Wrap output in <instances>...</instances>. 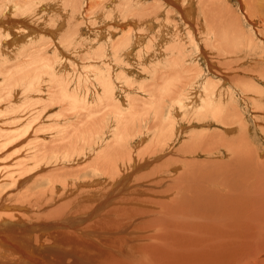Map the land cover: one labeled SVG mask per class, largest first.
Wrapping results in <instances>:
<instances>
[{
  "label": "rangeland",
  "instance_id": "rangeland-1",
  "mask_svg": "<svg viewBox=\"0 0 264 264\" xmlns=\"http://www.w3.org/2000/svg\"><path fill=\"white\" fill-rule=\"evenodd\" d=\"M162 1L119 0L118 12L121 17L122 14L129 16L127 10L134 11L135 14H131L129 20L121 19L122 22L120 21L121 23L114 28L103 24V20L95 19L99 6L90 8L91 5H96L95 2L88 3V0H81L80 18L71 24L73 27L70 26L71 35L73 36L74 33L79 39L75 37L76 41L73 40L71 45L66 41L71 36L70 33L69 36L67 35L69 31L64 28L58 32V27L54 28L56 21L54 18L50 19L52 13H47L46 18L42 17L44 13L42 10L38 15L27 13L25 16L17 14L7 17L18 22L22 21L23 24L19 25L17 30H13V35L16 34L13 38H16V41L12 40L11 43L15 42L16 45L2 44L7 55H10L6 58L11 61L6 63L11 64L10 66L4 64V67L11 75L12 70L15 71L10 85L14 91L11 92L16 97L6 98L7 93L2 88L6 89L7 86L5 74L0 71V83L4 84L2 90L0 89L2 91L0 94V215H9L1 208L2 204L18 205L15 209L11 208L10 212L17 214L19 220L24 222V227L28 225L31 232L24 230L18 233V230H14L13 223L11 227L13 232L6 231L2 236L12 237L18 233L20 241L24 240L23 242L28 245H36L37 239L46 242L49 246L56 245L55 248L42 251L48 264H264V0H194L196 17L194 19L187 17L189 23L193 25L192 30L185 27L179 17L172 18V22L171 5L167 0ZM179 5L182 6V3ZM245 17L257 27L252 26ZM7 18L3 17L1 20L8 21ZM148 21L155 25L154 31L149 29ZM164 22L167 23L166 31L170 32L162 34ZM171 22L174 27L172 33ZM214 22L223 24L220 33L217 29H211ZM200 23L205 26V30ZM258 29L260 34L257 32ZM103 30L119 34L112 38V41L108 40L110 35L101 36L102 39L98 38L107 33ZM22 32L27 36L21 35L22 38L19 40L18 34ZM136 33L143 37L141 45L133 50L135 54L130 56V62L128 59L125 60L128 65L124 63L123 66H116L121 60L115 52L126 48L128 53L134 44ZM129 34H133L132 38ZM47 37L52 38V41ZM236 39L239 42L243 41L242 47L239 45L240 48L235 50L236 55L229 57V53H232L234 48L227 47L225 43ZM19 41L21 44L18 45ZM108 41H110L109 46L115 48L114 52L104 56L94 52L92 55L95 51L92 50L94 47L102 48ZM91 42L95 46L90 44ZM41 47L44 48L42 56L48 61L50 59L51 64L54 65L59 60L61 72L58 75L64 77L59 79L57 75V79L56 77L53 79L51 72L48 71L42 79L35 70H31L32 74L30 73L29 78L35 77V73L38 74L34 82L37 89H40L37 94L52 97L50 100L42 96L46 110H41L40 104H36V108L31 107L30 92L26 86V90L23 87L29 78L26 80V77H23V79L21 76L25 75L18 73L23 67H28V64L25 63L26 66L24 64L26 56L38 49L42 50ZM28 50L31 52L29 53ZM56 50L62 53L60 57L58 56V60L55 58L60 52ZM20 52L21 54L25 52V57L24 54L20 56ZM60 59L67 61L66 67L60 66ZM93 66L98 70L104 69L107 77L111 78L115 90L112 98L107 97L109 102L103 105L98 101L102 87L91 75L92 71H96ZM89 72L92 78H89ZM82 74L88 78L86 80L85 77L81 78L84 76ZM17 76L22 78V82L18 81L20 79ZM78 76L80 78H77ZM62 78L64 85L61 84ZM66 78H70L69 81ZM222 81H226L223 86L225 91H229V99L214 101L211 112L198 119L195 118L193 125H186L185 120L188 123L193 119L192 115L195 113L193 110L204 93L217 90L218 84ZM238 82L241 83L239 87H237ZM56 84L58 86H55ZM47 85L51 88L45 87ZM242 87L252 90V93L247 97L243 96L242 94L247 92L242 90ZM80 90L84 92V96ZM65 91L72 94L66 93L63 96ZM150 92L156 97L162 92L168 98L157 107L159 111L157 114L154 110L155 98L149 95ZM73 98L78 99L77 102L74 100L76 103L73 102ZM87 98L91 106L85 103ZM13 99L15 103L12 102ZM4 100L6 103H3ZM81 101L86 105L79 103ZM98 105L102 108L108 107L101 110L100 106L98 109ZM220 106L224 109H219ZM87 107L92 112L98 110L94 114L88 112ZM71 108L74 111H70ZM228 108L230 112L229 110L227 112ZM218 109L222 113L216 112ZM25 111L26 115L23 113ZM87 113L91 115L90 118ZM218 114L237 119L233 125L239 130L226 133ZM127 115L129 117H125ZM38 119L40 126L36 128L18 126L23 120L25 123L27 120H33L35 122L31 125L33 127L38 123L36 121ZM8 122L18 123L14 131H12L13 127L6 126ZM241 122L244 127L241 126ZM94 124H100L102 128L94 132L92 128ZM6 129L12 135L16 131L17 135L14 134L13 137L8 134L9 137L11 136L8 138ZM30 130L33 131L32 134ZM58 137L62 140L57 139ZM141 139H145L144 143ZM55 146L56 148H52ZM105 148L111 154L106 158V170H109L112 162L121 164L127 160L124 166H130L129 156L132 154L137 161H142L147 149L150 152L145 157L148 155L152 159H149L148 165L146 162L140 163L138 172L134 171L130 182L126 181L127 184L123 182L113 188L108 183L109 180H105L104 174L95 171V163L100 165L99 163L104 159L101 157L98 160V156H102ZM157 172L162 173L163 177L154 181H159L160 185H153L147 178L150 179ZM143 177L146 179L145 183L137 179ZM98 178H104L106 182ZM96 181L103 182L99 184ZM134 181H139V187ZM142 188L143 194L140 192L139 195ZM146 189L152 194V191L162 192L167 189L169 192L164 196L161 193H159L161 196L146 195ZM3 195L6 199L2 197ZM136 197L149 202L145 201L144 206L133 203ZM7 200L9 201L6 204ZM161 201L164 203L162 207H149L153 202ZM99 210H102V213ZM142 210L150 213L141 216ZM198 216L202 221L197 218ZM215 216L225 221L230 218L233 230L230 227L229 229L234 233V237L230 236L231 231L226 228L228 224L221 228L205 226V219H209L212 223ZM117 224L121 225V232L115 230L120 229ZM145 224L162 228L168 225L171 231L165 237H161L159 230L136 229L138 225ZM22 226L16 225L15 228ZM155 235L159 236V241L153 238ZM227 237L228 240L225 239ZM220 239L223 240L216 244L223 242L225 245L222 244L221 247L218 245L216 249L213 241ZM229 240L230 244L234 241L232 247L226 242ZM67 245H72L69 250ZM36 249L31 247L27 252L34 254ZM0 264L22 263L15 258L7 259L0 255Z\"/></svg>",
  "mask_w": 264,
  "mask_h": 264
},
{
  "label": "bare ground",
  "instance_id": "bare-ground-1",
  "mask_svg": "<svg viewBox=\"0 0 264 264\" xmlns=\"http://www.w3.org/2000/svg\"><path fill=\"white\" fill-rule=\"evenodd\" d=\"M160 1H162V0H160ZM89 2H95L96 3V5H91L90 6V8H93L94 6H99V9H97V12H96V15H95V19H98V20H103L104 22H103V24L105 23V25H109V26H114V28H116V26L115 25H118L119 23H121L122 21H121V19L122 20H126V19H128L129 20V17H130V15L131 14H135L134 13V11H131L130 12V10H127L126 11V13L127 14H129V16H127V15H125V14H122V17L120 16V14H119V12H118V9H119V0H88V3ZM98 2V3H97ZM164 1H162V3H163ZM167 2H169V4L171 5V21H172V18H176V17H179L183 22H184V25H185V27L187 26V27H189L191 30L193 29V25L192 24H190L189 22V19H194L195 17H196V11H195V9H194V0H167ZM241 2V1H240ZM159 3V2H158ZM179 3H182V6H180L179 5ZM161 4V3H160ZM167 4V3H166ZM168 4V5H169ZM164 6V5H163ZM259 7H261V6H259ZM262 8V7H261ZM108 9V10H107ZM43 11L44 13H43V15H42V17L43 18H46L47 17V13H52V17L50 18L51 20L54 18L55 19V21H56V23H55V27L54 28H57L58 27V32H61L64 28H66L67 29V31H69L68 32V36H69V33L71 32L70 30H71V27L70 26H72L73 27V25H71L73 22H76V21H78L79 20V18H80V14H81V10H82V3H81V0H0V71L2 72V73H4L5 74V80H6V89H5V87H2V84H3V82H2V84L0 85V89L2 90V88H3V90L4 91H6V93L7 94H9V96L7 97V94H6V98H9L10 97V99H12L13 97L15 98L16 97V95L15 94H13L12 92H11V90H12V88H11V86L12 85H10V83L13 81V77L14 76H12L13 75V72H15L14 70H12V75L10 74V72H9V70L8 69H6L5 67H4V64H6V63H8L9 61H10V59L8 60L6 57H10V55H7V53H6V51H5V49H4V47H2L4 44H12L13 45V43L15 44V42H13V43H11L12 42V40L13 41H16L14 38H13V36H15V35H13V30H17L16 28H18V26L19 25H21V24H23L22 23V21H15V20H12V19H9V18H7L8 16H17V14H21V15H23V16H25L27 13H36L37 15H38V12L39 11ZM134 10V9H133ZM165 10H166V8H165ZM263 10V9H262ZM93 11V10H92ZM91 11V12H92ZM195 11V16H193V12ZM264 11V10H263ZM11 12V13H10ZM45 12H46V14H45ZM251 12H252V10H251ZM92 13H95V12H92ZM41 14V13H40ZM254 15H255V13H254ZM253 15V16H254ZM6 17L7 19H8V21H5V20H1V18H3V17ZM10 17V18H11ZM41 17V18H42ZM121 17V18H120ZM189 19H188V18ZM256 17V15L254 16V18ZM246 18V17H245ZM257 18V17H256ZM255 18V19H256ZM247 19V18H246ZM48 20V19H47ZM97 20V21H98ZM109 20H111V21H109ZM127 20V21H128ZM24 21V20H23ZM42 21V20H41ZM46 21V20H45ZM121 21V22H120ZM247 21L248 22H250L248 19H247ZM47 22V21H46ZM173 22V21H172ZM172 22H171V33L173 32V25H172ZM129 23V22H128ZM165 23V22H164ZM38 24H40V23H38ZM46 24V23H45ZM48 24V23H47ZM54 24V23H53ZM147 24H148V26H149V29L151 30V31H154L155 30V25H152V23H150L149 21L147 22ZM250 24L252 25V26H254V27H257V25H254L253 23H251L250 22ZM50 25H52V24H50ZM166 25H167V23H165V26H164V29L163 30H161V32H162V34H164L165 32L166 33H168V32H170V31H166ZM183 25V26H184ZM200 25L202 26V29H204L205 30V26L202 24V23H200ZM40 26H42V25H39V27ZM43 27V26H42ZM45 27V26H44ZM48 27V26H47ZM51 27V26H50ZM75 27V26H74ZM159 27H161V24L159 25ZM221 27H223V24H220V22H214L213 23V26L211 27V29H217V32L218 33H220L221 32V30H220V28ZM259 27V26H258ZM53 28V27H52ZM113 28V29H114ZM76 29V28H75ZM74 29V30H75ZM112 29V30H113ZM25 30V29H24ZM53 30V29H52ZM168 30H169V28H168ZM188 30V29H187ZM21 31V30H20ZM104 32L105 31H107V30H103ZM30 32V31H29ZM37 32V31H36ZM81 32V31H80ZM102 32V31H101ZM259 34H260V31H259V29H258V31H257ZM67 33V32H66ZM97 33V32H96ZM103 33V32H102ZM72 33H70V35H71ZM78 34V33H77ZM118 34L119 33H117V32H109V31H107V33L106 34H102V35H100V33H99V35H100V37H98V38H101V36H105V37H108V35H110L111 37L108 39V40H110V41H112V38L114 39V37L116 36H118ZM170 34V33H169ZM173 34H175V33H173ZM173 34H171V35H173ZM18 35H20L19 36V40L22 38L21 37V35H26L25 33H23L22 32V34H18ZM52 35V34H51ZM54 35V34H53ZM80 35V34H79ZM139 35V34H138ZM137 35V33L135 34V40H134V44H133V46H132V48H131V50H129L128 51V53H127V51H126V46H123V48H125V49H122V50H119V51H117V52H115V55L118 57L119 56V58H120V62H118V63H116V66H123L124 65V63H125V65H128L127 63H126V59H128L129 60V62H130V56L132 55V54H135V53H133V52H135V51H133L134 49H136L138 46H140L141 45V40L143 39V37L142 36H138ZM27 36V35H26ZM49 36H50V34H49ZM54 36H56V34L54 35ZM82 36V35H81ZM129 36H130V38H132V36H133V34H129ZM16 37V36H15ZM51 37V36H50ZM50 37L48 38V39H50ZM59 37V36H58ZM66 37V36H65ZM75 37H76V35H74V33H73V36L71 35V36H69L68 37V39L66 40V41H68V42H70V45L72 44L71 42L73 41V40H75L76 41V39H79V37H78V35H77V37H76V39H75ZM83 37V36H82ZM87 37V36H86ZM174 37H176V35H174ZM3 38V39H2ZM84 38V37H83ZM48 39H47V41H48ZM52 39V38H51ZM50 39V41H52ZM60 39H61V37H60ZM82 39V38H81ZM80 39V40H81ZM87 39V38H86ZM102 39V38H101ZM264 39V38H263ZM8 40H10V41H8ZM62 40V39H61ZM79 40V43H81V41ZM96 40V39H95ZM99 40V39H98ZM97 40V41H98ZM87 41V40H86ZM86 41H85V43H86ZM90 41V40H89ZM88 41V42H89ZM92 41V40H91ZM100 41V40H99ZM110 41H108V43H106V46L105 45H103V47L101 48V46H99L100 48H98V47H94L92 50H95V51H93V54L92 55H94V52H95V54H97V53H101L102 54V56H104V54H107V53H109V52H114L115 51V48L113 47V46H109V42ZM241 41V40H240ZM84 42V41H83ZM101 42V41H100ZM107 42V41H106ZM241 42H243V41H241ZM241 42H239L238 41V39H236V40H229V41H226V43H225V45L227 46V47H231V48H234V51L232 52V53H229V57H232V56H234V55H236V51L235 50H237V49H239L240 47H239V45L241 46L242 44H241ZM18 43V45H19V43H20V41L19 42H17ZM35 43V42H34ZM42 43V42H41ZM61 43V42H60ZM76 43V42H75ZM77 43H78V40H77ZM76 43V44H77ZM96 43V42H95ZM3 44V45H2ZM21 44V43H20ZM36 44V43H35ZM43 44V43H42ZM50 44H52V43H50ZM82 44V43H81ZM88 44V43H87ZM90 44H93L94 46H95V44L93 43V42H91ZM100 44H102V43H100ZM104 44V43H103ZM6 45V46H7ZM16 45V44H15ZM38 45V44H37ZM36 45V46H37ZM53 45V44H52ZM51 45V46H52ZM98 45V44H97ZM39 46V45H38ZM66 46H67V43H66ZM88 46V45H87ZM129 46H131V44L129 45ZM11 47V46H10ZM16 47V46H15ZM40 47V46H39ZM82 47V46H81ZM84 47V46H83ZM82 47V48H83ZM89 47V46H88ZM90 47H92V46H90ZM242 47V46H241ZM14 48V47H13ZM30 48H32V47H29V49ZM38 48V47H37ZM81 48V49H82ZM7 49V48H6ZM41 49L42 50H40V49H38L37 51H33V52H29V50H28V52L30 53V54H28L27 56H26V58H25V61H24V64L26 63V64H28V67H23V66H21L20 64V66L21 67H23L21 70H19V72L18 73H20V74H24L25 76H21L22 78L23 77H26V80H27V78H29V76H30V73L32 74V72H31V70H35L39 75H40V78H44V74L46 73V72H48V71H50L51 72V77L53 76V79H54V77H56V79H57V77L59 76L58 75V73L59 72H61V70H60V68H59V63H58V56L60 57V55L62 54L61 53V51H57L56 50V52H60V53H58L59 55H57V53H55L54 51V53L57 55L56 57L57 58H55L56 60H58V61H56V63H54V65H53V63L51 64L50 63V57H48V59H49V61L47 60V59H45V57H43L42 56V53H43V51H44V48H42L41 47ZM69 49V48H68ZM73 49V48H72ZM74 49H76V48H74ZM85 49V48H84ZM88 49H90V48H88ZM10 50V49H9ZM45 50H46V48H45ZM8 51V50H7ZM50 51V50H49ZM73 51V50H72ZM84 51V50H83ZM82 51V52H83ZM8 52H10V51H8ZM22 52V51H21ZM21 52L19 53V55L21 54ZM26 52V51H25ZM24 52V53H25ZM89 52V51H88ZM24 53H22V54H24ZM84 53V52H83ZM87 53V52H86ZM9 54V53H8ZM21 54V55H22ZM47 54V53H46ZM122 54H124V55H122ZM19 55H17V56H19ZM20 55V56H21ZM91 55V54H90ZM16 56V57H17ZM46 56V55H45ZM12 57H14V56H12ZM15 57V58H16ZM24 57H25V54H24ZM54 57H55V55H54ZM101 57V56H100ZM68 58V57H67ZM89 58V57H88ZM96 58V57H95ZM17 59V58H16ZM52 59V58H51ZM98 59V58H97ZM18 60V59H17ZM13 61V60H12ZM15 61V60H14ZM52 61H53V59H52ZM11 62V61H10ZM20 62V61H19ZM22 62V61H21ZM71 62V61H70ZM13 63V62H12ZM26 64H25V66H26ZM93 64V63H92ZM96 64H97V62H96ZM132 64V63H131ZM6 65H9V64H6ZM11 65V64H10ZM9 65V66H10ZM14 65H15V63H14ZM42 65H46L47 67H44V66H42ZM60 66H67V61L66 60H64V59H60ZM115 65H114V67H116ZM12 67V66H11ZM10 67V68H11ZM17 67H19V66H17ZM17 67H15V68H17ZM94 68H95V66H93ZM11 69H13V68H11ZM28 69V70H27ZM88 69V68H87ZM96 69V71L94 70V72L92 71H90L91 72V75L92 76H94L95 78H96V80H97V82L100 84V86L102 87L101 88V90L99 91V98H98V101L99 102H101L102 103V105H103V103H106V102H109L108 100H107V97L108 98H112V93H114L115 92V90H114V88H113V84H112V80H111V78L110 77H107V75L104 73V69L103 70H98V68H95ZM102 69V68H101ZM89 70V69H88ZM88 70H87V74H88ZM11 71V70H10ZM86 71V70H85ZM109 71V70H108ZM16 72H17V69H16ZM90 72H89V78H92V76H90ZM37 73H35V77H30L28 80H27V82L25 81V84L26 85H23V87H27V90L30 92V94H29V96H31V97H29V98H31V100H29V102L30 101H32V102H30V104H31V107L32 106H35L36 104H40V107L39 108H41V110L43 109V110H46L47 109V107H46V105H45V103H44V99H42V96H43V98H49L50 100L52 99V97L50 98V97H48V95H44V94H42V96H40V95H38L37 94V91H39L40 89H37V87H36V85L34 84V82H35V80H36V78L38 77V76H36V74ZM67 73V72H66ZM73 73V72H72ZM222 73H224V74H228V72L227 73H225V72H222ZM257 73V72H256ZM37 74V75H38ZM60 74V73H59ZM64 74V73H63ZM69 74V73H68ZM67 74V75H68ZM128 74V73H127ZM1 75H3V74H1ZM17 75V74H16ZM15 75V76H16ZM58 75V76H57ZM82 75H84V74H82ZM111 75V74H110ZM256 75V74H255ZM259 74H257V76H258ZM20 76V75H19ZM19 76H17V77H19ZM47 76H48V73H47ZM87 76V75H86ZM123 76V75H122ZM256 76V77H257ZM262 76V75H261ZM3 77V76H2ZM51 77H49V78H51ZM60 77V76H59ZM61 77H63V76H61ZM61 77L59 78V79H61ZM66 77H68V76H66ZM82 77H85V75L84 76H81V78ZM22 78H18V79H20V80H18V81H20V82H22L21 80H22ZM64 78V77H63ZM63 78H62V82L64 81L63 80ZM77 78H80L79 76L77 77ZM76 78V79H77ZM88 78V77H87ZM86 77H85V80L87 79ZM258 78H259V76H258ZM257 78V79H258ZM3 79V78H2ZM16 79V78H15ZM24 79V78H23ZM42 79H40V80H42ZM67 79V78H66ZM68 79H70V78H68ZM67 79V80H68ZM84 79V78H83ZM80 80H82V79H80ZM90 80V79H89ZM88 80V81H89ZM17 81V80H16ZM17 81V82H18ZM69 81V80H68ZM84 81V80H83ZM92 81V80H91ZM95 81V80H94ZM239 81V80H238ZM20 82H18V83H20ZM61 82V84L62 85H64V82L62 83ZM74 82H75V79H74ZM79 82V81H78ZM90 82V81H89ZM88 82V84H90ZM223 82V83H222ZM221 83H219L218 84V89L217 90H210V91H207V92H205L204 93V95L200 98V100H199V104L197 105V107L193 110V111H195V113L192 115V120L191 121H188V123H187V121L185 120V124L186 125H193V121H194V119L195 118H199L200 116H205V115H207L209 112H211L212 111V109H213V104H214V101H216V100H218V101H224V100H227V99H229V91H225V86H223V84H224V82H226V81H222ZM243 82H245V81H243ZM42 83H44V82H42ZM41 83V84H42ZM47 83V82H46ZM49 84H50V82H48ZM47 83V84H48ZM51 83H53V82H51ZM83 83V82H82ZM85 83V82H84ZM92 83V82H91ZM170 82H168V84H169ZM55 84V83H54ZM53 84V85H54ZM88 84H87V86H88ZM245 84V83H244ZM4 85V84H3ZM76 85H77V83H76ZM95 85V84H94ZM231 85V84H230ZM243 85V84H242ZM19 86V85H18ZM39 86V85H38ZM55 86H58V84H56ZM239 86H241V83H239L238 82V84H237V87H239ZM2 87V88H1ZM15 87V86H14ZM19 87H21V86H19ZM23 87H22V89H23ZM26 87H25V90H26ZM42 87V86H41ZM45 87H50V86H45ZM62 87V86H61ZM105 87V88H104ZM16 88H18V87H16ZM44 88V87H43ZM43 88H42V92L44 91L43 90ZM51 88V87H50ZM49 88V89H50ZM70 88V87H69ZM68 88V89H69ZM85 88V87H84ZM243 88V87H242ZM248 88V87H247ZM21 89V88H20ZM47 89V88H46ZM55 89V88H54ZM59 89V88H58ZM65 89H67V88H65ZM80 89H82V88H80ZM90 89V88H89ZM96 90H98L97 88H95ZM17 90V89H16ZM64 89H62V91H63ZM78 90V89H77ZM83 90V89H82ZM82 90H80V92H82ZM86 90V89H85ZM242 90H245L247 93H243L242 95L243 96H245V97H247V95H249V93H252V90L250 91L249 89H242ZM13 91V90H12ZM47 91V90H46ZM56 91V90H55ZM54 91V92H55ZM59 91H60V89H59ZM58 91V92H59ZM61 91V92H62ZM79 91V90H78ZM78 91H76V93L78 94ZM84 91V90H83ZM87 91V90H86ZM215 91H219V92H215ZM223 91V92H222ZM2 91H0V94H2L1 93ZM14 92V91H13ZM28 92V93H29ZM52 92V91H51ZM50 92V93H51ZM60 92V93H61ZM53 93V92H52ZM67 92L65 91V93L63 94V96L66 94ZM68 93H69V91H68ZM67 93V94H68ZM83 93L84 92H82V95H83ZM46 94H48V92H46ZM57 95H60L59 93H56ZM72 94V93H71ZM70 93L68 94V95H71ZM87 94V93H86ZM95 94H97V93H95ZM3 95L5 96V94L3 93ZM52 95V94H51ZM68 95H66V98L68 97ZM79 95V94H78ZM91 95V94H90ZM149 95H152L154 98H152V99H154V102H155V108L157 109V107L158 106H160V104L162 103V102H165V100H167L168 98H167V96L165 95V93H162L161 92V94L158 96V97H156V95L154 94V93H151L150 92V94ZM166 97H165V96ZM62 96V97H63ZM84 96V95H83ZM56 97V96H55ZM58 97V96H57ZM60 97V96H59ZM61 97V98H62ZM73 97H75V95L73 96ZM79 97V96H78ZM89 97V96H88ZM1 98V97H0ZM3 98H5V97H3ZM54 98V97H53ZM80 98H81V96H80ZM80 98H79V100H80ZM233 98V97H232ZM9 99V100H10ZM68 99V98H67ZM97 99V98H96ZM54 100V99H53ZM69 100H70V98H69ZM73 100V102H74V100H75V98H73L72 99ZM76 100H78V99H76ZM75 100V101H76ZM83 100V99H82ZM111 100V99H110ZM2 101V100H1ZM12 101V100H11ZM47 101V100H46ZM84 101V100H83ZM93 101V100H92ZM13 103H15L14 102V99H13V101H12ZM61 102V101H60ZM72 102V103H73ZM77 102V101H76ZM76 102H74V103H76ZM90 102V100H88V98L85 100V103L87 104V106H91V105H89L88 103ZM3 103H6L5 102V100H4V102ZM26 103V102H25ZM48 102H46V104H47ZM50 103V102H49ZM57 103V102H56ZM55 103V104H56ZM66 103H67V101H66ZM73 103V104H74ZM79 103H81L82 104V101L81 102H79ZM94 103V102H93ZM19 104V103H18ZM58 104V103H57ZM68 104V103H67ZM80 104V105H81ZM86 104H82V105H86ZM90 104H91V102H90ZM95 104V103H94ZM5 105H7V104H5ZM12 105V103L10 104V106ZM16 105V104H15ZM49 105V104H48ZM60 105V104H59ZM69 105V104H68ZM67 105V106H68ZM79 105V106H80ZM104 105H106V104H104ZM9 106V107H10ZM16 106H18V105H16ZM38 106V105H37ZM101 107V110H104L106 107H108V106H105V108L103 109L102 108V106L101 105H98V109ZM23 107H24V105H23ZM23 107H21V108H23ZM27 107V106H26ZM49 107V106H48ZM71 107V106H70ZM73 107H74V105H73ZM77 107V106H76ZM85 107V106H84ZM11 108V107H10ZM20 108V107H19ZM28 108V107H27ZM34 108H36V106L34 107ZM88 109H89V107H87ZM91 108V107H90ZM9 109V108H8ZM14 109V108H13ZM15 109H16V107H15ZM26 109V108H25ZM75 110H76V108H74ZM82 109V108H81ZM97 109V110H98ZM156 109H154L155 110V113L157 114L159 111H158V109L156 110ZM219 109H224V108H222L221 106L219 107ZM219 109H218V111H216V112H218V113H222V112H220L219 111ZM1 110H3V109H1ZM10 110V109H9ZM19 110V109H18ZM73 109L71 108V110L70 111H72ZM97 110L96 111H93L94 112V114H95V112H97ZM228 110H229V108L227 109V112H228ZM32 111V110H31ZM37 110H35V112H36ZM40 111V110H39ZM67 111V110H66ZM74 111V110H73ZM150 111V110H149ZM28 112V111H27ZM34 112V111H33ZM41 112H43V111H41ZM87 112V111H86ZM88 112H92V111H90V109H89V111ZM92 112V113H93ZM200 112V113H199ZM229 112H230V110H229ZM2 113H3V111H2ZM8 113V112H7ZM6 113V114H7ZM22 113V112H21ZM23 113H25V115H26V111L25 112H23ZM30 113V112H29ZM63 113V112H62ZM5 114V115H6ZM93 114V115H94ZM228 114V113H227ZM4 115V114H3ZM22 115V114H21ZM24 115V116H25ZM64 115H66V114H64ZM86 115H90V114H86ZM33 116V115H32ZM36 116V119L38 118L37 117V114L35 115ZM34 116V117H35ZM20 117H22V116H20ZM41 117H42V115H41ZM84 117H86V116H84ZM88 117V116H87ZM91 117V115L89 116V118ZM125 117H129L128 115L127 116H125ZM218 117H219V119H220V121H221V123H223L222 124V128H223V130H225V132L226 133H233V132H236V131H238L239 129H238V127H236L235 125H233V123L234 122H236V120L237 119H233V118H229L230 116H225V115H219L218 114ZM26 118V117H25ZM31 119H33L32 117H30ZM9 119V118H8ZM11 120H14L13 118H10ZM35 119V118H34ZM58 119V118H57ZM131 119H133V118H131ZM66 120V119H65ZM91 120V119H90ZM89 120V121H90ZM19 121V120H18ZM33 121V120H32ZM32 121H28L27 120V122L25 123L24 122V120H23V122H21V124H18V123H13V122H8V123H6V126L7 127H13V129H12V131H14L15 130V126L18 124V126L20 127V125H22V126H24V127H27V126H30V127H28V128H36V127H38V126H40V119H38V120H36V121H38V123L35 125V126H33V127H31V125L32 124H35V122L33 123ZM42 121V120H41ZM60 121V120H59ZM79 121H80V119H79ZM81 122V121H80ZM87 122V121H86ZM3 124V123H2ZM85 124H87V123H85ZM241 124V126H243L244 127V125H243V123L241 122L240 123ZM42 125V124H41ZM85 126V125H84ZM73 127V126H72ZM71 127V128H72ZM221 127V126H220ZM22 128V127H21ZM75 128V127H74ZM92 128H94V132H96L97 130H99V129H101L102 128V125H100V124H94L93 126H92ZM18 130V129H17ZM92 130V129H91ZM6 131H7V129H6ZM4 132V131H3ZM8 132V131H7ZM30 134H32V132L33 131H31L30 130ZM243 132H244V130H243ZM1 133V132H0ZM11 132L9 131L8 133H7V135L9 134V135H11V136H13L15 133H16V131L13 133V135L12 134H10ZM28 133V132H27ZM59 133V132H58ZM246 133V132H245ZM4 134H6V133H4ZM22 134V133H21ZM29 134V133H28ZM75 134V133H74ZM73 134V135H74ZM240 134H242V133H240ZM3 135V134H2ZM7 135H5V137L7 136ZM9 135L7 136L8 138H10L9 137ZM15 135H17V134H15ZM14 135V136H15ZM59 135V134H58ZM13 136V137H14ZM61 136V135H60ZM242 136V135H241ZM244 136V135H243ZM82 137V136H81ZM17 138V137H16ZM19 138H21V137H19ZM78 138V137H77ZM242 138V137H241ZM24 139H25V137H24ZM57 139H59V140H62V138L60 139V137H58ZM74 139V138H73ZM86 139V138H85ZM26 140V139H25ZM20 141V140H19ZM144 141H145V139H141V142L142 143H144ZM245 141V140H244ZM57 142V141H56ZM12 143V142H11ZM67 144V143H66ZM68 145V144H67ZM44 145H42V147H43ZM59 146V145H58ZM153 146V145H152ZM151 146V147H152ZM45 147H46V145H45ZM50 147V146H49ZM66 147V146H65ZM64 147V148H65ZM83 147V146H82ZM46 148H48V147H46ZM52 148H56V146L55 147H52ZM61 148H63V146L61 145ZM66 148H68V147H66ZM65 148V149H66ZM153 148V147H152ZM152 148H150L151 150H152ZM44 149V148H43ZM63 150V149H62ZM47 153L46 154H48V149H46L45 150ZM56 152H57V150H55ZM44 152V151H43ZM42 152V153H43ZM49 152H50V149H49ZM64 152V151H63ZM68 152H70V151H68ZM150 151H149V149H147L146 150V152H145V156H146V154H148ZM55 153V152H54ZM101 153V152H100ZM129 153V152H128ZM40 154V153H39ZM139 155H140V153H139ZM7 156V155H6ZM42 156H43V154H42ZM41 156V157H42ZM48 156V155H47ZM69 156V155H68ZM85 156V155H84ZM109 156H111V154L109 153V151L105 148L104 149V152L102 153V156H98L99 158H98V160L101 158V157H104V159H103V161L101 162V163H99L100 165H97L96 163H95V167H96V169H95V171L97 172V173H99V171L101 172V174H104L105 176H106V178H105V180H109V184H110V186H112L113 188L115 187V186H118V185H120V184H122L123 182H126V181H128V182H130L129 180L133 177V173H134V171L136 172L138 169H139V166H140V163L141 162H146V165H148V164H150V162H149V159L151 160L152 159V157H150V156H148L147 155V157H145V156H143L144 158H143V160L141 161L140 160V162L139 161H137V158H135L134 156H133V154L132 155H130L129 156V161H130V166L128 165V166H124L125 165V163H126V161H124V162H122L121 164H119V163H117V162H112V165L110 166V168H109V170H106L105 168H107L106 167V158H108ZM111 158V157H110ZM11 161V160H10ZM28 161V160H27ZM36 161V160H35ZM110 161V160H109ZM113 161V160H112ZM94 162H96V161H94ZM111 162V161H110ZM119 162V161H118ZM18 163V162H17ZM241 163V162H240ZM243 163V162H242ZM5 164V163H4ZM4 164H1L2 166L4 165ZM8 164V163H7ZM29 164V163H28ZM77 164V163H76ZM245 164V163H244ZM38 165V164H37ZM94 165V164H93ZM110 165V164H109ZM242 165V164H241ZM10 167H11V165H9ZM31 167V166H30ZM33 167V166H32ZM94 167V168H95ZM5 168V167H4ZM8 168V167H7ZM41 168H44V167H41ZM90 168H91V166H90ZM93 168V169H94ZM178 168V167H177ZM243 168V167H242ZM244 168H247V167H244ZM21 169V168H20ZM38 169V168H37ZM58 169V168H57ZM241 170V169H240ZM244 170V169H243ZM245 171V170H244ZM246 171H248V170H246ZM8 172V171H7ZM36 172V171H35ZM93 172V171H92ZM138 172V171H137ZM136 172V173H137ZM158 172H160L159 171V169H158ZM156 173V174H154V175H152V177L151 176H148V177H151L150 179L149 178H147V180H151L152 182L151 183H153V185H160V182L159 181H157V182H154V181H156L157 179H159V178H162L163 177V175H162V173L161 174H159V173ZM162 172V171H161ZM9 173V172H8ZM25 173V172H24ZM94 173V172H93ZM245 173V172H244ZM11 174H12V172H11ZM110 174H111V176H110ZM239 175H240V172L238 173ZM25 175V174H24ZM52 175V174H51ZM103 175V176H104ZM3 176H5V175H3ZM9 176H11V175H9ZM15 176V175H14ZM68 176V175H67ZM6 177H8V176H6ZM241 177H243V176H241ZM67 178V177H66ZM97 179V178H96ZM138 180H143L144 181V183L146 182L145 180L146 179H144V177L143 178H137ZM251 179V178H250ZM17 180H19V179H17ZM95 180V179H94ZM98 180H103V181H105L104 180V178H98ZM132 180V179H131ZM28 181V180H27ZM62 181V180H61ZM69 181V180H68ZM103 181H96V182H99V184H100V182L102 183ZM26 182V181H25ZM96 182H95V184H96ZM106 182V181H105ZM135 182V181H134ZM138 182L139 181H137V182H135L134 184L137 186V187H139L138 186ZM131 183H133V182H131ZM150 183V182H149ZM149 183H147V184H149ZM80 184V183H79ZM94 184V185H95ZM98 184V185H99ZM126 184H127V182H126ZM146 184V185H147ZM90 185V184H89ZM145 185V184H144ZM152 185V184H151ZM264 185V184H263ZM92 186V185H91ZM134 186V185H133ZM150 186V185H149ZM84 187V186H83ZM153 187V186H152ZM158 187V186H157ZM218 187V186H217ZM85 188V187H84ZM83 188V189H84ZM88 188V187H87ZM126 188V187H125ZM150 188V187H149ZM253 188H254V186H253ZM104 189H105V187H104ZM148 189V188H147ZM146 189V191H145V194L146 195H153V194H157V195H160L159 193H161V195L162 196H164V195H167V193L169 192V189H167V190H165V191H162V192H156V191H152L153 192V194L150 192V191H148ZM259 189V188H258ZM74 190V189H73ZM72 190V191H73ZM102 190V189H101ZM116 190V189H115ZM252 190V189H251ZM82 191V190H81ZM84 191V190H83ZM139 190H137V192H138ZM143 191V188H142V190L140 189V191H139V195H141L140 194V192H142ZM85 192V191H84ZM108 192H110V191H108ZM111 192H113V190L111 191ZM116 192V191H115ZM81 193V192H80ZM111 194V193H110ZM142 194H143V192H142ZM262 194V193H261ZM87 195V194H86ZM107 195V194H106ZM160 195V196H161ZM173 195V194H172ZM89 196V195H88ZM104 196V195H103ZM112 196H113V193H112ZM155 196V195H154ZM247 196V195H246ZM2 197H4V195L2 196ZM96 197V196H95ZM101 197V196H100ZM165 197H167V196H165ZM220 197V196H219ZM249 197V196H248ZM5 198V197H4ZM53 198V197H52ZM61 198V197H60ZM78 198V197H77ZM108 198V197H107ZM230 198V197H229ZM240 198V197H239ZM6 199V198H5ZM4 199V200H5ZM84 199H86V198H84ZM103 199V198H102ZM2 200V199H1ZM4 200H2V201H4ZM107 200V199H106ZM136 200H138L139 202H136ZM231 200V199H230ZM8 201L9 200H7V202H6V204L8 203ZM27 201V200H26ZM89 201V200H88ZM99 201V200H98ZM97 201V202H98ZM149 202V200H143V198H141V199H139V198H137L136 197V199L134 200V202L133 203H136V204H141V205H145L144 203H146V202ZM3 203V202H2ZM28 203V202H27ZM84 203V202H83ZM99 203V202H98ZM108 203V202H107ZM109 203H111V201L109 200ZM1 204V203H0ZM12 204V203H11ZM10 204V205H11ZM48 204V203H47ZM163 204L164 203H162V201L161 202H153L152 203V205H150L149 207H154V206H157V207H162L163 206ZM10 205H3L2 204V209H4V210H6V212H8V213H6V214H9V215H5V216H1L0 215V218H2V219H0V223H1V225H0V230H4L3 232H0L1 233V237H0V251H1V253L2 254H0L1 256H3V257H5V258H7V259H12V258H15V259H17L20 263H22V264H25L26 262H29L30 264H48V262H47V259H46V257L42 254V251L44 250V249H47V248H55L56 247V245H51V246H49L46 242H44V241H41L40 239H37L38 241H36V245H28L26 242H23L24 240H21L20 241V239L18 238V233L19 232H22V231H30L31 230V228H29L28 227V225H26V228L24 227V222L22 221V220H19V217L17 216V214H13L12 212H10V209L11 208H16L18 205H16V206H13V204H12V206H10ZM40 205V204H39ZM90 205V204H89ZM98 205V204H97ZM148 205V204H147ZM105 206V205H104ZM102 207H103V205H102ZM19 209H22L21 207H18ZM94 209V208H93ZM99 209H100V207H99ZM104 209H105V207H104ZM43 210V209H42ZM103 210V209H102ZM101 210V211H102ZM107 210V209H106ZM2 211V210H1ZM16 211H18V210H16ZM38 211V210H37ZM100 211V210H99ZM100 211V212H101ZM144 210H142V211H140V212H142V214H141V216L142 215H145V214H149L150 212L149 211H144ZM10 212V213H9ZM20 212H22V211H20ZM25 212V211H24ZM38 212H40V211H38ZM23 213V212H22ZM33 213V212H32ZM102 213V212H101ZM203 213V212H202ZM247 213V212H246ZM26 214V213H25ZM106 214V213H105ZM209 215H211V214H209ZM39 216V215H38ZM102 216V215H101ZM202 216H203V214H202ZM103 217V216H102ZM139 217H140V215H139ZM210 217V216H209ZM225 217L226 218H228L226 215H225ZM243 217V216H242ZM197 218H199L200 219V217L198 216ZM250 218V217H249ZM251 219V218H250ZM36 220V219H35ZM11 221H13V222H11ZM138 221V220H137ZM137 221H136V223H137ZM200 221H202L201 219H200ZM234 221H235V219H234ZM240 221H242V220H240ZM236 222V221H235ZM14 223V226L12 225ZM27 223H28V219H27ZM25 224H26V222H25ZM169 224V223H168ZM226 224H228L229 226H227L226 227ZM232 224H233V222H232ZM237 224V223H236ZM18 226V225H23L22 227H16L15 228V226ZM211 225V227L212 226H216L217 228L219 227V228H221V226L222 227H226L227 229H229V227L231 228V221H230V218L227 220V221H225V219H223V218H217L216 216H215V219L214 220H212V223L210 222V220L209 219H205V226L207 227H209ZM238 225V224H237ZM241 225H242V223H241ZM14 227V230H18V233L15 235H13L12 237H10V236H2V233H5L6 231H9L10 233L11 232H13L12 231V228L11 227ZM117 226L118 227H120V229H115V230H117V232H121V225L120 224H117ZM200 226V225H199ZM239 226H240V224H239ZM210 227V228H211ZM226 228H224L225 230H226ZM136 229L137 230H140V231H146V230H150V229H152V230H159L160 231V233H159V235L161 236V237H165L166 236V234L167 233H170V231H171V228H169L168 227V225L166 226V227H164V228H162V227H160V226H155V227H152L151 226V224H145V225H138L137 227H136ZM185 229V228H184ZM188 229V228H187ZM213 229H215V228H213ZM223 229V230H224ZM211 230V229H210ZM216 230H218V229H216ZM231 230H233L232 228H231ZM230 229H229V231H231ZM228 231V232H229ZM237 231V230H236ZM31 232V231H30ZM112 232V231H111ZM179 232V231H178ZM232 232V231H231ZM231 232H229L230 233V236L232 237V235H233V237H234V233L232 232V234H231ZM108 233V232H107ZM106 233V234H107ZM201 233V232H200ZM213 233H215V230H214V232ZM22 234H25V233H22ZM219 234V233H218ZM236 234V233H235ZM27 235V234H26ZM108 235H109V233H108ZM227 235H229V234H227ZM20 236V235H19ZM220 236V235H219ZM229 236V237H230ZM14 237V238H13ZM159 237V236H158ZM157 237V235H155L153 238L155 239V240H160L159 238ZM222 237V236H221ZM220 237V238H221ZM229 237H227V238H225L226 240H228L229 239ZM222 238H224V236L222 237ZM208 239V238H207ZM224 239V240H225ZM69 240V239H68ZM212 239H210V241H211ZM221 240H223V239H220V240H218V241H213L214 243L213 244H215L214 245V247L216 248V247H218V245H219V247H221V245L222 244H224L223 242H222V244L220 243V244H216V242H220ZM209 241V242H210ZM17 242H19V243H17ZM226 242H228L227 244H228V246H231L232 247V245L234 244L233 242L234 241H232L231 242V244H230V240L229 241H226ZM67 244V243H66ZM230 244V245H229ZM225 245V244H224ZM67 246H69V245H67ZM72 246V245H71ZM71 246H69L68 247V250H69V248L71 247ZM223 246V245H222ZM31 247H35V248H37L36 250H35V253L33 254V253H29V252H27V250L28 249H30ZM78 247H80V246H78ZM212 247V246H211ZM230 248V247H229ZM217 249V248H216ZM223 249V248H222ZM40 250V251H39ZM74 250V249H73ZM210 250H212V249H210ZM16 252V253H14V252ZM72 251V250H71ZM67 252H70V251H67ZM217 252V251H216ZM215 252V253H216ZM211 256V255H210ZM214 256V255H213ZM50 263V262H49Z\"/></svg>",
  "mask_w": 264,
  "mask_h": 264
}]
</instances>
